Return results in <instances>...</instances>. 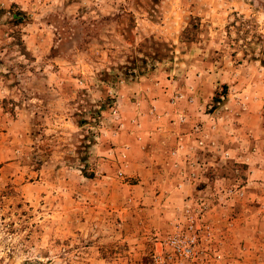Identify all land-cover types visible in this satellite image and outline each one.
<instances>
[{"label": "rangeland", "instance_id": "obj_1", "mask_svg": "<svg viewBox=\"0 0 264 264\" xmlns=\"http://www.w3.org/2000/svg\"><path fill=\"white\" fill-rule=\"evenodd\" d=\"M0 264H264V0H0Z\"/></svg>", "mask_w": 264, "mask_h": 264}, {"label": "trees", "instance_id": "obj_2", "mask_svg": "<svg viewBox=\"0 0 264 264\" xmlns=\"http://www.w3.org/2000/svg\"><path fill=\"white\" fill-rule=\"evenodd\" d=\"M14 19L16 20L15 22H16V24L17 25H21L22 23H24L25 22V17H18V14H15L14 15ZM226 88V87H225ZM227 89V88H226ZM81 123H83V121H81ZM80 123V124H81Z\"/></svg>", "mask_w": 264, "mask_h": 264}, {"label": "built area", "instance_id": "obj_3", "mask_svg": "<svg viewBox=\"0 0 264 264\" xmlns=\"http://www.w3.org/2000/svg\"><path fill=\"white\" fill-rule=\"evenodd\" d=\"M199 144H200V146H204L205 142L204 141H200Z\"/></svg>", "mask_w": 264, "mask_h": 264}]
</instances>
